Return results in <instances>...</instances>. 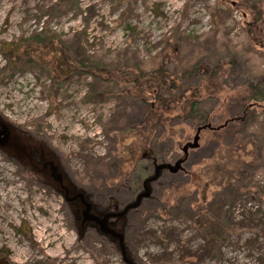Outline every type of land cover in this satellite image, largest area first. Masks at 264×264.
I'll list each match as a JSON object with an SVG mask.
<instances>
[{
	"label": "rangeland",
	"instance_id": "obj_1",
	"mask_svg": "<svg viewBox=\"0 0 264 264\" xmlns=\"http://www.w3.org/2000/svg\"><path fill=\"white\" fill-rule=\"evenodd\" d=\"M49 1L0 0V41L44 28L64 38L85 30L89 54L107 62L122 50L141 66L158 52H170L165 63L170 70L189 68L190 55L205 67L230 62L237 78L251 85L264 80V0H78L81 11L89 7L88 20L85 13L71 12L39 18ZM252 17H260L258 25H251ZM176 33L184 35L178 40L184 49L172 51L164 41H177ZM5 65L0 50V113L49 143L76 181L86 175L91 180L82 185L98 184L105 130L112 118L125 115L121 102L115 97L87 102L89 79L73 78L57 94L49 93L51 80L42 67L22 65L8 73ZM250 130L262 143L259 164L220 194L226 200L209 216L218 237L207 239L210 227L200 229L185 216L162 220L145 213L137 216L129 237L139 263L264 264V112ZM161 237L165 245L157 242ZM84 241L75 244L61 197L24 177L19 165L0 153V258L5 264H124L101 240L88 234Z\"/></svg>",
	"mask_w": 264,
	"mask_h": 264
},
{
	"label": "flooded vegetation",
	"instance_id": "obj_2",
	"mask_svg": "<svg viewBox=\"0 0 264 264\" xmlns=\"http://www.w3.org/2000/svg\"><path fill=\"white\" fill-rule=\"evenodd\" d=\"M160 54L164 62L130 70V84L108 95L121 102L125 115L112 118L105 130V166L97 173L98 184L84 186L88 176L76 181L69 174L86 190L92 212L101 218L110 214V223L141 195L138 205L123 214L128 244L137 216L145 213L162 220L185 216L200 229L207 225L209 232L210 214L226 200L220 194L259 164L262 143L250 124L264 112V80L251 85L237 78L230 62L205 67L190 55L189 68L170 70L165 63L171 54ZM72 228L76 234L73 219ZM88 234L119 254L117 240L96 227H87L82 237L76 234L75 244H84Z\"/></svg>",
	"mask_w": 264,
	"mask_h": 264
},
{
	"label": "trees",
	"instance_id": "obj_3",
	"mask_svg": "<svg viewBox=\"0 0 264 264\" xmlns=\"http://www.w3.org/2000/svg\"><path fill=\"white\" fill-rule=\"evenodd\" d=\"M41 8L39 18L42 15L60 17L70 12L75 15L85 13L84 19L88 20L90 18V14L88 13L89 7L81 11L78 0H52L48 4H43ZM250 9L254 12L256 8L254 5H251ZM252 18L255 22H252L251 25L257 24L256 22L261 20L260 17ZM84 23L86 24L87 21ZM46 30L44 28L28 36H24L21 33L9 40L0 41V50L4 53L6 59L5 68H7L8 73L18 71L20 68H23L21 67L22 65L24 67H27V65L37 68L42 67L46 70L51 80L49 93L57 94L62 85L73 78L80 80L89 79L85 100L94 103L104 101L108 95L113 94L117 90L116 87L130 84L126 80L134 76V73L129 72L130 70L137 69L143 71L147 69L145 67L148 65H150L149 69H151L157 63H162L165 60V57H162L160 54L162 52H158L155 57L150 58L148 64L141 66L136 61L138 58L129 56L128 50H122L111 61L107 62V59L89 54L90 48L88 47L90 46L87 45L88 40H85V30L78 31L69 38H64L60 34L58 36L49 35ZM181 37L184 38V35L176 33L177 41L172 43L165 40L164 46H180L179 41ZM55 40H57V44ZM190 40L192 41L191 38ZM170 50L173 51V49ZM13 73H10V75ZM216 230V227H212L210 233H206L204 237L216 239L218 237ZM157 242L165 245L166 239L161 237ZM160 259L157 260L158 263H162Z\"/></svg>",
	"mask_w": 264,
	"mask_h": 264
},
{
	"label": "water",
	"instance_id": "obj_4",
	"mask_svg": "<svg viewBox=\"0 0 264 264\" xmlns=\"http://www.w3.org/2000/svg\"><path fill=\"white\" fill-rule=\"evenodd\" d=\"M0 125V152L17 162L24 177L61 197L71 208L78 237L83 236L87 227H96L102 234L117 240L119 255L124 264H141L125 238L126 218L123 215L128 207L138 205L141 195L137 196L134 203L126 206L114 223H110V214L101 218L99 213L92 212L86 190L72 179L65 170L60 154L49 143L1 114ZM2 263L3 260L0 259V264Z\"/></svg>",
	"mask_w": 264,
	"mask_h": 264
}]
</instances>
